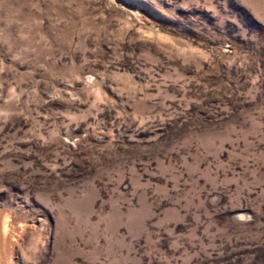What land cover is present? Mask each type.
Instances as JSON below:
<instances>
[{
    "label": "rangeland",
    "instance_id": "obj_1",
    "mask_svg": "<svg viewBox=\"0 0 264 264\" xmlns=\"http://www.w3.org/2000/svg\"><path fill=\"white\" fill-rule=\"evenodd\" d=\"M2 209L1 264H264V0H0Z\"/></svg>",
    "mask_w": 264,
    "mask_h": 264
},
{
    "label": "bare ground",
    "instance_id": "obj_2",
    "mask_svg": "<svg viewBox=\"0 0 264 264\" xmlns=\"http://www.w3.org/2000/svg\"><path fill=\"white\" fill-rule=\"evenodd\" d=\"M3 215H6L8 218L11 217V214L9 212H3ZM6 216H2V214H0V258L1 256H3L2 254L6 249L8 235L11 234V233L9 234V230H10L9 222L10 221L7 219ZM0 264H1V261H0Z\"/></svg>",
    "mask_w": 264,
    "mask_h": 264
},
{
    "label": "water",
    "instance_id": "obj_3",
    "mask_svg": "<svg viewBox=\"0 0 264 264\" xmlns=\"http://www.w3.org/2000/svg\"><path fill=\"white\" fill-rule=\"evenodd\" d=\"M0 212H9L10 214H11V217H12V219H13V213L12 212H10V211H8V210H4V209H2V210H0Z\"/></svg>",
    "mask_w": 264,
    "mask_h": 264
}]
</instances>
